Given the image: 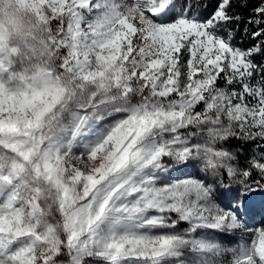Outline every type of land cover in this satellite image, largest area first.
Instances as JSON below:
<instances>
[{"label":"snow or ice","instance_id":"6c2138e0","mask_svg":"<svg viewBox=\"0 0 264 264\" xmlns=\"http://www.w3.org/2000/svg\"><path fill=\"white\" fill-rule=\"evenodd\" d=\"M0 264H264V0H0Z\"/></svg>","mask_w":264,"mask_h":264}]
</instances>
